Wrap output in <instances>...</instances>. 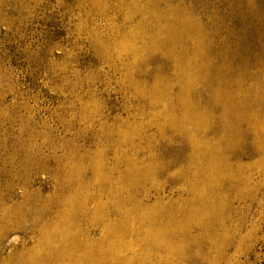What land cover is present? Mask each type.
Segmentation results:
<instances>
[{
  "label": "rangeland",
  "instance_id": "rangeland-1",
  "mask_svg": "<svg viewBox=\"0 0 264 264\" xmlns=\"http://www.w3.org/2000/svg\"><path fill=\"white\" fill-rule=\"evenodd\" d=\"M0 264H264V0H0Z\"/></svg>",
  "mask_w": 264,
  "mask_h": 264
}]
</instances>
